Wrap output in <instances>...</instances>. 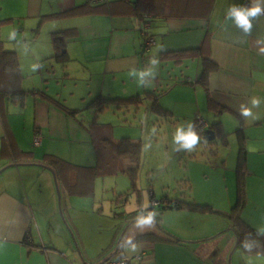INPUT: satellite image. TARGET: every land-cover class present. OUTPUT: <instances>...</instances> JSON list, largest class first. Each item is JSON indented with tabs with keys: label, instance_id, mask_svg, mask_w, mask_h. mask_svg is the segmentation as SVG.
Segmentation results:
<instances>
[{
	"label": "crops",
	"instance_id": "crops-1",
	"mask_svg": "<svg viewBox=\"0 0 264 264\" xmlns=\"http://www.w3.org/2000/svg\"><path fill=\"white\" fill-rule=\"evenodd\" d=\"M109 1L114 3L118 0ZM88 2L89 0H0V21L12 19L1 27L0 36L6 46L13 48L20 58L28 53L27 55L33 56L37 65L45 58L48 61L50 54L54 52V32L75 29V34L68 38L66 49L68 60L72 59L78 64L74 73L80 74L81 79L89 81L90 85L95 78H99V84L95 89L90 88L88 97L94 94L131 96L136 89L139 93L145 88L161 96L160 102L172 109V117L183 121L196 118L192 131L194 133L197 131L202 136L199 129L201 123L210 127L221 122L227 134L226 141L220 142L216 133L217 142L208 143L211 149L205 153L218 154L219 148L224 147L227 152V158L222 162L224 167H231L229 162L233 157L237 167L240 150L243 148L241 171L244 177L245 203L241 216L264 235V0H164L161 6L165 17L155 18L146 29L155 40V45L146 54L139 52L140 48L143 50L142 29L145 22L140 18L134 20L133 16L120 14L116 5L109 4L98 12L69 14L41 22L43 16L62 14L85 6ZM257 6L261 8V13L256 17H249L251 28L245 31L238 24L234 12L246 13ZM28 25L36 29L37 34L32 40L28 38L20 42L19 33ZM139 25L142 28V40L139 38L137 41L134 31H138ZM44 28L46 32L43 33ZM206 41L207 52L216 65L209 77V88L219 110L210 109L205 87L196 83L204 64L201 54L185 57L181 62L162 57L165 50L200 47ZM140 56L141 63L138 60ZM126 58H133L134 62L130 65L121 63ZM190 59L198 60V64L196 74L188 73V77L181 78L171 71L166 74L165 68L161 72L154 71V74L160 72L161 76H168L173 81L164 89L162 78L155 77L154 82L150 76L152 67H157V64L168 65L175 62L183 66ZM63 65L67 66V63ZM22 68L23 63L20 61L23 78ZM126 69L136 70L135 84L121 87L107 85L108 80L115 83L120 73ZM120 88H123L122 91H119ZM28 93L20 101L23 106ZM30 95L39 96L50 104L40 94L30 92ZM139 95L144 101L152 102L150 98L146 99V93ZM164 96L166 99L171 96L168 98L170 101H161ZM254 100L258 103L254 104ZM9 103L18 104V101L5 97L0 102V135L3 129L5 139L8 138L12 148L11 150L8 146L5 151L3 146L0 148V171L9 167L0 174V264H101L114 258L128 259L131 264H264V255H247L241 250L239 243L236 247L238 239L232 230V221L224 214L168 210L158 218L155 217L154 210L155 212H145L136 219L128 214L134 212L135 207L145 210L141 206L143 200L134 201L135 205L127 207L129 199L119 198L116 206L122 204L127 211L125 208L122 213L115 210L116 214L107 215V220L102 219L103 210L91 212L84 224L79 225L74 217L80 215L76 206L83 197L71 195L66 202L65 213L62 212V218L66 222L63 224L61 197L58 196V207L57 200L54 199L56 194L53 197L50 190V173L54 175V172L45 161L50 153L41 156L43 149L47 151L42 137L38 146H34L33 139V147L38 148L36 154L32 152L33 164L21 165L15 161L14 149L24 151L22 148L27 146L21 143L20 138L17 141L14 127L2 117V111L6 110ZM80 107L77 108L81 110ZM57 109L64 111L58 106ZM244 110H249L251 115H243ZM80 113L77 117H72L80 118ZM84 122L80 124H85ZM110 127V132L113 133V126ZM38 129L35 130V136L41 135V130ZM237 192L236 180L238 196ZM152 195L156 194L150 193V197ZM153 203L157 205V201ZM212 206L219 212H230L224 205H216L214 202ZM149 217V223L143 222ZM128 225L131 226L130 234L134 239L124 243L121 251L117 252L118 239ZM139 227H143L144 232L136 231ZM147 229L154 236L151 235L152 238L148 240L135 241L137 237L149 234L145 233ZM163 232L174 241H167ZM135 233H138L137 237L134 236ZM138 257L141 258L139 262L135 260Z\"/></svg>",
	"mask_w": 264,
	"mask_h": 264
},
{
	"label": "rangeland",
	"instance_id": "rangeland-1",
	"mask_svg": "<svg viewBox=\"0 0 264 264\" xmlns=\"http://www.w3.org/2000/svg\"><path fill=\"white\" fill-rule=\"evenodd\" d=\"M132 19L138 20V17H133ZM23 28V31L19 33L20 42L28 38L32 40L31 38L37 34L36 29H33L30 25ZM137 29L139 32L133 30L137 35L136 40L138 41L139 38L142 40L141 26L139 25ZM44 32H46L45 28L43 29ZM142 42L144 43V39ZM139 52L142 53V48H140ZM27 54L24 58H20V61L23 63L22 72H24L21 89L27 93L29 92L28 97L24 106L21 105L19 100L18 104L9 103L6 110L2 111L3 119H6L14 127L17 133V141L20 138L21 143L27 146L25 149L22 148V150L27 152L34 151L36 154L38 148L33 147V139L36 134L35 130L39 128L42 135L40 137H42L44 148L47 150L43 151V149L41 156L45 153H50V155L61 157L76 165L85 167L95 166L97 164V154L94 149L95 144L85 126L81 125V122L76 118L57 109V106L53 102L50 101L49 104L39 96L30 95V91L35 90L46 93L48 96L64 102L71 108L81 106L82 111L79 117L85 120V124H88V121L93 120L97 116V109L90 107L93 95H91L92 97L90 96L91 98L88 97V92L96 88L99 84V78L97 77L98 80L95 78L94 82L90 85L89 81L81 79L80 74L74 73L76 67L78 68V64L75 61L70 59L66 62L67 66H64L63 62L52 58L54 52L50 54L48 61L45 58L37 65L33 56ZM138 60L141 63V56ZM133 62V58H126L121 63L130 65ZM197 64L198 60L196 59H190L183 66L177 65L175 62H170L168 65L157 64V67H152L150 76H152L154 82L155 77L162 78L165 85L164 89L168 83L172 84L173 81H170L168 76H161V69L165 68L166 74L171 71V73L175 72L183 78L184 76H190L188 73L196 74ZM158 70L160 72L154 74V71ZM135 74L136 70H123V73H120L115 83L108 80L107 85H115L117 87L123 85L130 86V83L135 84ZM132 77H134L133 81L131 80ZM100 81H102V85L103 78ZM140 86H142V83ZM122 89L120 88L119 91H122ZM137 91L136 89L131 94L144 95L148 89L143 88L139 93ZM168 98H171V96ZM168 98L166 99V96H164L161 101H170ZM151 108V102L143 100L140 105L135 104L134 106H130V108L129 106L120 108L115 104H110L108 108L99 113L98 120L101 123H110L113 126L114 132H110L112 138L120 140L123 136L127 135L141 142L142 149L138 162L139 170L136 173V188L132 183L131 177L123 173L122 170L113 174L97 175L93 180L94 182H92V184L94 183V188L91 189V195L82 196L83 200H80L79 205L76 206L80 210V215L74 217L76 222H78L77 224L83 225L85 218L87 215L89 217V213L91 212L103 210L104 216L102 219L107 220V215L116 214L114 213L115 210L122 213L121 211L125 208L127 211L126 207H123L122 204L116 206V202L120 200L119 198H122V200L129 199L126 203L127 207L131 206V204L135 205L134 201L137 202V198H140L143 200L141 206L145 210H148L152 205L150 193H155L158 199L163 195H167L170 198L183 197L181 195L184 193L187 200L193 199L200 202V204H214L215 202L216 205L221 204L226 206L230 211L234 207L237 201L236 180L238 178L234 157L229 162L231 167L225 168L222 162L227 158L226 149L220 147L217 151L218 154L205 153V151L211 148L207 141H203L202 136L197 131H195V134L199 137V140L193 149L189 151L182 147V142H178L176 138L180 134L192 132L196 118L183 121L180 118L172 116L163 115V117H159L152 112ZM80 127L81 130H79ZM4 137L5 133L2 129L0 148L4 146ZM18 164L28 165L33 163H26L24 161V163L18 162ZM120 166L118 165V167ZM124 168L128 170L127 163L124 165ZM51 174L49 181L52 185L50 186V190L53 193V197L56 194V198L54 199L57 200L59 207V195L54 175ZM185 179L189 180L190 184L183 182ZM188 185H190V188ZM138 209L139 207L134 208V210ZM58 213H60V210ZM156 215L159 216V211H156ZM162 215L160 214L159 218ZM61 220L63 224H66L62 216ZM136 231L144 232L143 227L136 228Z\"/></svg>",
	"mask_w": 264,
	"mask_h": 264
},
{
	"label": "trees",
	"instance_id": "trees-1",
	"mask_svg": "<svg viewBox=\"0 0 264 264\" xmlns=\"http://www.w3.org/2000/svg\"><path fill=\"white\" fill-rule=\"evenodd\" d=\"M162 3L164 0H118L113 2H106L103 4H93L91 0L82 7L73 9L71 11L62 13V14H51L49 16H43L41 22L45 20L63 17L66 15H83L90 12H98L99 10L105 8L107 5L111 6L116 5L117 10L120 11V14L138 17L145 22L146 25H151V22L155 18L163 17V8ZM93 4V5H92ZM151 19H146V18ZM165 17V16H164ZM12 19L0 21V29L4 24H7ZM75 29H67L63 31H56L53 33V48L54 54L52 58L66 63L68 60V55L66 52L68 38L75 34ZM147 36L144 37L143 50L142 53L146 54L150 51L145 50V41L149 38H153V35L146 32ZM208 45L207 41L202 46L196 47H187L182 49H172L165 50L162 53V57L174 58L181 62L183 58L188 56H194L201 54L204 58V64L201 74L199 75L196 83L203 85L207 91L209 107L212 110H219L217 105L214 103L210 88H209V77L213 70L216 69V65L211 60L210 54L207 52ZM22 74L20 71V57L17 52L6 46L5 41L0 36V102L5 97H8L12 101H23L25 94L27 93L21 89ZM188 83V82H185ZM33 94H40L45 99L53 102L62 110L67 112L73 117H77L78 113L81 112L78 108H71L64 102L57 100L48 96L46 93H41L38 91H30ZM146 99L150 98L152 101V112L159 116H172V111L167 108L165 105L161 104V96L154 93L150 89L146 92ZM144 99L139 94H134L131 96H121V95H111V94H96L91 98L90 107H95L97 116L88 121V124H83L85 128L90 132L92 140L95 144V151L97 154V164L93 167H85L73 164L61 157L55 155H47L45 158L46 163L52 171L54 172L57 181L60 186L61 194V208L62 212L65 213L66 202L71 195H88L92 193L94 178L97 175L102 174H113L122 170L123 173L128 174L131 179L134 187L136 188V173L139 170V160L141 157V142L139 140H134L130 136H123L120 140H116L110 136L111 124H103L98 120V115L104 109L108 108L110 104H115L120 108H126L129 106L140 105ZM80 122H84L83 118H77ZM198 122V121H197ZM197 126V123L195 124ZM214 131L218 134L220 142L226 141V136L221 122H217L213 125ZM197 130V129H196ZM8 139V138H7ZM4 137V146L3 150L5 151L9 144ZM35 146V145H34ZM12 150V148H11ZM243 148L240 150L239 163L237 165V184H238V196L237 201L232 208V210L225 214L214 209L212 204H200L196 200L190 199L187 200L185 194L182 193L183 197L170 198L167 195H163L160 199L156 195H152L151 198L157 201V205H151L148 210L138 209L134 212L128 214L130 217L135 216V218H140L141 215L145 212L153 213L154 210L159 211L160 214L168 210H187L191 212L198 213H211V214H224L228 216L232 221V230L236 234V237L239 242V247L247 255L262 256L264 255V235L252 227L247 221H245L241 216V209L245 203L244 196V183H243V173L241 171V158ZM32 152L27 151H18L14 149V158L16 162H26L32 163L33 158ZM24 160V161H23ZM127 163L128 170L124 168V165ZM118 165L120 167H118ZM74 178V179H73ZM75 180V181H74ZM70 181L75 183H70ZM87 182V183H85ZM186 184L189 183L188 180H183ZM138 202H141V199H137ZM154 202V201H152ZM155 212V211H154ZM157 215H155L156 217ZM159 216H157L159 218ZM158 220V219H157ZM164 238L167 241L173 242L174 239L164 233ZM152 234H145L137 237V240H148L152 238ZM157 237V236H156ZM123 241V239H122ZM134 240L132 242H135ZM123 242L121 248L124 246ZM80 250V249H79ZM81 251V250H80ZM79 251V252H80ZM121 251V250H120ZM119 251V252H120ZM82 253V252H80Z\"/></svg>",
	"mask_w": 264,
	"mask_h": 264
},
{
	"label": "clouds",
	"instance_id": "clouds-1",
	"mask_svg": "<svg viewBox=\"0 0 264 264\" xmlns=\"http://www.w3.org/2000/svg\"><path fill=\"white\" fill-rule=\"evenodd\" d=\"M260 13H261V8L257 6L251 8L246 13L236 11L234 12V15L236 17L238 24L240 26H243L245 28V31H248L251 28L249 17H256ZM253 103L256 104L258 102L254 100ZM243 115L249 116L251 115V113L249 110H244ZM176 139L178 142H182V147L190 151L198 143L199 137L194 132L190 131L186 134L178 135ZM150 221H151V217H149L147 220L143 222L149 223Z\"/></svg>",
	"mask_w": 264,
	"mask_h": 264
},
{
	"label": "built area",
	"instance_id": "built-area-1",
	"mask_svg": "<svg viewBox=\"0 0 264 264\" xmlns=\"http://www.w3.org/2000/svg\"><path fill=\"white\" fill-rule=\"evenodd\" d=\"M93 4H103V3H106L108 0H91ZM148 28V25L144 24V27L142 29V34L144 37L147 36L146 34V29ZM145 50L146 51H149L150 47L154 46L155 45V40L153 38H149L145 41ZM201 125V130L204 131L206 129V126L202 125V123L200 124ZM41 143V138L39 135H36L35 138H34V145L35 146H38L39 144ZM140 257L136 258L135 260L137 262L140 261ZM101 264H131V261L128 260V259H123V258H114V259H111V260H108L106 262H103Z\"/></svg>",
	"mask_w": 264,
	"mask_h": 264
},
{
	"label": "water",
	"instance_id": "water-1",
	"mask_svg": "<svg viewBox=\"0 0 264 264\" xmlns=\"http://www.w3.org/2000/svg\"><path fill=\"white\" fill-rule=\"evenodd\" d=\"M202 125L206 126V129L204 131L201 130V125L199 126V129H200V133H202V138H203V141H207L208 143H214V142H217V134L216 132L214 131L213 129V125H211L210 127L207 126L206 123H202ZM9 167H5L4 169H2L0 171V174H2L5 170H7ZM54 181H55V184H56V189H57V192H58V195H59V198L61 197V194H60V187H59V183L57 181V178L54 174ZM61 214H62V217L64 218L63 216V213L61 211ZM65 221V220H64ZM66 223V222H65ZM68 227V225H67ZM69 228V227H68ZM122 236L120 237V240L118 241V245L116 247V251L118 252L120 249H121V244L123 243L122 241ZM238 241H237V244H236V247L238 245ZM76 246V244H75ZM78 250V249H77ZM115 251V252H116Z\"/></svg>",
	"mask_w": 264,
	"mask_h": 264
},
{
	"label": "flooded vegetation",
	"instance_id": "flooded-vegetation-1",
	"mask_svg": "<svg viewBox=\"0 0 264 264\" xmlns=\"http://www.w3.org/2000/svg\"><path fill=\"white\" fill-rule=\"evenodd\" d=\"M130 228H131V226L128 225V226H125V228H124V230H123V233H122V237H123V238H122V239L124 240V242H125V241H128V240H132V238L134 239V237L131 236L132 234H130ZM141 233H142V232H141ZM145 233H149V234H151L150 231H149V229H147V230L145 231ZM137 235H138V233H135L134 236L137 237Z\"/></svg>",
	"mask_w": 264,
	"mask_h": 264
}]
</instances>
